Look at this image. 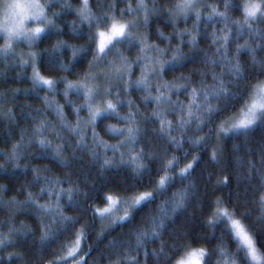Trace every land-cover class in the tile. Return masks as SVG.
I'll return each mask as SVG.
<instances>
[{
  "label": "clouds",
  "instance_id": "9594fccd",
  "mask_svg": "<svg viewBox=\"0 0 264 264\" xmlns=\"http://www.w3.org/2000/svg\"><path fill=\"white\" fill-rule=\"evenodd\" d=\"M0 264H264V0H0Z\"/></svg>",
  "mask_w": 264,
  "mask_h": 264
}]
</instances>
